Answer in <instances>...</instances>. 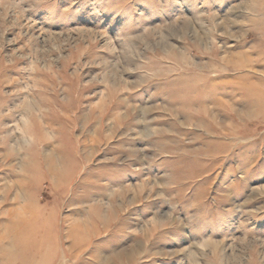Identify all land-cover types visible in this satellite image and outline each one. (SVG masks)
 <instances>
[{"label": "rangeland", "instance_id": "rangeland-1", "mask_svg": "<svg viewBox=\"0 0 264 264\" xmlns=\"http://www.w3.org/2000/svg\"><path fill=\"white\" fill-rule=\"evenodd\" d=\"M8 220L0 264H264V0H0Z\"/></svg>", "mask_w": 264, "mask_h": 264}, {"label": "bare ground", "instance_id": "bare-ground-1", "mask_svg": "<svg viewBox=\"0 0 264 264\" xmlns=\"http://www.w3.org/2000/svg\"><path fill=\"white\" fill-rule=\"evenodd\" d=\"M7 224L9 229L0 235V244L4 245V243H6L4 246L0 245V252L8 253L11 248L17 245L16 248H18V253L22 254L24 250H27V234L29 229L28 227H19L16 222H12L11 220H8Z\"/></svg>", "mask_w": 264, "mask_h": 264}]
</instances>
